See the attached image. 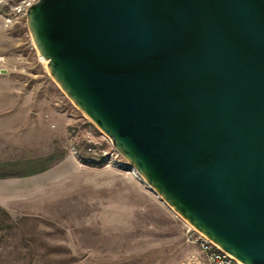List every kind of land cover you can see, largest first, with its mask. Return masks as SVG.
I'll return each instance as SVG.
<instances>
[{"label": "water", "instance_id": "obj_1", "mask_svg": "<svg viewBox=\"0 0 264 264\" xmlns=\"http://www.w3.org/2000/svg\"><path fill=\"white\" fill-rule=\"evenodd\" d=\"M26 17L51 77L151 190L264 264V0H39Z\"/></svg>", "mask_w": 264, "mask_h": 264}, {"label": "rangeland", "instance_id": "obj_2", "mask_svg": "<svg viewBox=\"0 0 264 264\" xmlns=\"http://www.w3.org/2000/svg\"><path fill=\"white\" fill-rule=\"evenodd\" d=\"M29 1L39 0H0V163L22 173L27 162H57L0 180V208L11 216L0 264H185L191 225L51 77L15 10Z\"/></svg>", "mask_w": 264, "mask_h": 264}, {"label": "built area", "instance_id": "obj_3", "mask_svg": "<svg viewBox=\"0 0 264 264\" xmlns=\"http://www.w3.org/2000/svg\"><path fill=\"white\" fill-rule=\"evenodd\" d=\"M31 5L33 4L29 1L23 7L15 10L18 13L26 14ZM186 239L195 251L189 256L185 264H242L192 226L187 229Z\"/></svg>", "mask_w": 264, "mask_h": 264}, {"label": "trees", "instance_id": "obj_4", "mask_svg": "<svg viewBox=\"0 0 264 264\" xmlns=\"http://www.w3.org/2000/svg\"><path fill=\"white\" fill-rule=\"evenodd\" d=\"M57 159L55 156H50L43 160L27 162L24 165L26 172H20L17 163H0V180L9 179L13 177H28L36 174H40L48 170ZM38 164V165H33ZM5 221H11V216L9 213L0 208V231L2 230L3 223Z\"/></svg>", "mask_w": 264, "mask_h": 264}, {"label": "crops", "instance_id": "obj_5", "mask_svg": "<svg viewBox=\"0 0 264 264\" xmlns=\"http://www.w3.org/2000/svg\"><path fill=\"white\" fill-rule=\"evenodd\" d=\"M188 245H189L190 248H192V250L190 251V252H191L190 255H191V254L195 251V249H194V247H193L192 245H190V244H188ZM190 255H189V256H190ZM189 256H188L186 259H188Z\"/></svg>", "mask_w": 264, "mask_h": 264}, {"label": "bare ground", "instance_id": "obj_6", "mask_svg": "<svg viewBox=\"0 0 264 264\" xmlns=\"http://www.w3.org/2000/svg\"><path fill=\"white\" fill-rule=\"evenodd\" d=\"M41 61H43L44 63H46L42 58H41ZM47 64V63H46ZM136 170V169H135ZM138 172V171H137ZM138 174V173H137ZM140 175V174H138ZM141 176V175H140ZM142 177V176H141ZM143 179V178H142ZM144 180V179H143ZM145 181V180H144ZM147 184V183H146ZM148 185V184H147ZM149 186V185H148ZM153 191V190H152ZM154 192V191H153ZM155 193V192H154ZM156 194V193H155Z\"/></svg>", "mask_w": 264, "mask_h": 264}]
</instances>
